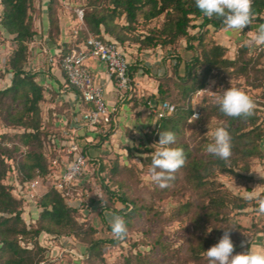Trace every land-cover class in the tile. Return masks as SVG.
Here are the masks:
<instances>
[{
    "label": "rangeland",
    "instance_id": "1",
    "mask_svg": "<svg viewBox=\"0 0 264 264\" xmlns=\"http://www.w3.org/2000/svg\"><path fill=\"white\" fill-rule=\"evenodd\" d=\"M48 3L49 0H32V6L29 10L36 34L28 45L29 55L25 63V69L35 74V80L39 84V75L33 66L36 60L34 59V47L41 48L40 52L44 54V58L48 62V50H43V48L48 49L47 42L57 43L60 41L61 43L56 45L60 49L65 46L72 47L82 42L86 36V30H88L85 23L82 26L77 23V13L79 11L83 13L84 21L85 7L88 0H54V13L58 24V36L55 39L48 32ZM117 22L123 24V17L118 18ZM162 22L163 16L146 23L140 21L137 29L130 33L129 39L126 40L125 50L131 63V74L136 80L134 81V90L126 93V98H129V95L132 94L130 101L126 99L124 102L129 103L128 107L131 110L136 107L138 109L132 111V115L129 117H123L119 126L121 129L116 133L117 135L112 136L115 132V130H112L110 136L106 139L107 141H100L99 136L93 142L87 144L83 142L89 157L95 159L94 162L96 163L101 162L105 166V170L99 175L98 168L95 164H92L89 170L90 172L94 170V174H92L94 184H86L84 190L77 191L82 194V197L94 196L92 202L88 201V207H85L83 216L78 217L79 222L95 227L96 232L93 238H114L111 230L107 227L110 225L109 221L112 215L118 214L112 212V210L102 211L101 206H104L103 203L106 202L118 209L124 207L119 200L109 199L110 193L106 192V184L110 190L121 188L126 196L134 201L140 215L133 218L131 225L127 226L128 234L126 238L118 240L115 245H104L101 255L98 257L87 258L89 256L88 244L74 238L72 244L74 249L77 252H84L85 258L81 261H75L70 257L68 258L67 255L68 261L66 264H126L127 257L135 254L138 250L151 262L150 264H209L205 252L218 243L224 230L229 228L233 229L231 239L235 246L234 254L249 250L253 251L254 247L260 252H264V214H260L258 211V201L264 199L263 159H253L250 162L249 171L246 173L238 170L244 176H232L226 173L216 175V179L222 184L224 193L228 198L241 197L246 200L247 205L237 212V209L229 203L228 208L225 209L227 217L215 221L205 219L200 224L195 222H197V215L201 214V204L206 203L207 198H202L187 183L183 170H179L175 174V179L170 181L169 186L165 188L159 187L150 179L152 155L158 147L155 144L159 140L154 135L149 134L151 129L154 128L156 120L153 115L148 114L147 104L144 103V100L157 91L159 83L168 86L174 96L178 97L180 94L178 84L184 81L186 77V63L194 54L200 53L201 50V46L197 45L196 40L187 41L186 38L179 39L173 45L139 47L133 37L138 34H146L149 28L159 27ZM199 22L200 19L195 21L196 24ZM260 24L264 23L253 22L245 27L242 32L225 31V28L215 29L210 25L190 29V32L195 33L199 29L208 30L204 33V45L210 46L213 43H218L224 46L226 48L225 57L233 60L237 57L240 48L246 45L245 41L251 38L249 33L254 34ZM75 28L79 32L77 40L73 37ZM35 40L41 41V43L36 44ZM189 45H192V48ZM246 46L248 47L246 58L252 59L247 72L229 74L222 71L216 76H212L203 88L197 89L191 95L192 113L198 112L199 119L192 124L188 123V119L183 127L182 134L177 140L187 144L193 153L197 155L208 154L206 147L214 142L211 133L216 128L223 127L226 129V122L212 116L207 109L209 104L215 101V95H222L223 91L229 87L238 88L249 95L254 101L255 107L263 112L264 51H261L255 45ZM14 47L12 35L0 27V89H4L11 84L12 73L7 63ZM57 57L60 58V55ZM42 60L41 57L40 63L43 64L44 61ZM200 71H197L198 76L201 74ZM42 86L44 97L40 102V116L41 129L44 132L43 141L46 142L48 134L57 126L56 122L60 119L58 114H62L69 107L68 103L61 105L56 102L59 94L56 89L52 86ZM198 90H210L216 93L214 95L200 91L201 93L196 94ZM14 107L21 108V105L16 102ZM4 116L5 110L0 109V145L12 147L15 144L17 147L19 146V151L15 152V155L18 156L25 151V148L20 145L18 137L14 134L22 132V129L6 124ZM54 116H56V119H54ZM45 142L42 144V152L49 160L52 154H50L48 144ZM139 142H142L147 148H152V151L144 150L143 146L137 149ZM171 147H175V144ZM56 161V163L52 162L55 164V170L58 171L62 167V161H59V159ZM113 165L116 166L114 171L109 169ZM103 175L106 176L104 182L101 179ZM88 176L85 178L87 179ZM11 179L12 176H6L3 183L10 184ZM257 185H261V187L255 193L254 198L249 201L246 198L245 190L252 191ZM70 198L72 199L71 202L75 204H78V199H80L76 194H72ZM186 203H192L190 211L180 212L179 208ZM26 207L28 211H24L23 215L27 221H32L29 216L37 214V211L33 206L26 205ZM202 239L206 242L209 241L208 247L202 252L199 259L194 260L190 256L189 245L191 243L197 244ZM242 241H245V247H241ZM256 249L254 248V250ZM131 264L135 263L132 261Z\"/></svg>",
    "mask_w": 264,
    "mask_h": 264
},
{
    "label": "trees",
    "instance_id": "2",
    "mask_svg": "<svg viewBox=\"0 0 264 264\" xmlns=\"http://www.w3.org/2000/svg\"><path fill=\"white\" fill-rule=\"evenodd\" d=\"M0 6V27L12 35L15 46L7 63L12 73L11 84L0 89V109L5 110L6 124L22 129V132L14 135L18 137L20 145L25 148V151L17 156L15 152L19 151V146L0 145V263L37 264L44 258L47 250L39 241L42 232L53 236L68 235L85 241L89 247L87 258L98 257L104 245H115L118 240L93 238L96 232L95 227L78 221V217L83 216L85 207H88V201L92 202L94 196L82 197V194L77 191L84 190L86 184H94L92 181L94 170L91 169L92 172L85 173V176L65 190H59L51 184L47 191L36 200L37 216L34 220L27 221L23 215L27 210L26 202L22 196L16 195L14 181L22 188L27 180L36 177L42 182L53 181L57 170L52 161L63 159L62 149L65 145L62 143L65 140L62 137V128L66 123L56 126L48 134L46 142L43 141L40 102L44 97V90L43 86L36 82L35 74L25 69L29 55L28 45L36 34L29 12L32 0H0ZM252 9L253 22L264 23V0H253ZM47 16L48 32L56 39L58 24L54 13V0H49ZM160 16H163V22L159 27H151L146 34L133 37L139 47L173 45L181 38H186L187 41L196 40L197 45L201 46L200 53L194 54L186 63V77L178 84L180 93L178 97L174 96L168 86L159 83L157 91L144 100L146 104L150 100L154 102L172 101L175 110L157 119L149 134L159 140L160 132L172 131L178 139L185 123L192 115L191 95L197 89L203 88L212 76L222 71L229 74L247 72L252 59L246 58L248 50L246 45L242 46L237 57L231 60L225 57L226 48L224 46L218 43L210 46L204 45V33L208 30L199 29L195 33L190 32V29L209 25L215 29L225 28L222 19L216 17L209 19L204 16L196 7L195 0H88L84 23L88 31L95 36L102 40H115L125 50L126 40L129 39L130 33L137 29L140 21L146 23ZM120 17L124 19L123 24L117 22ZM197 19H200L198 24L195 23ZM189 47L192 48V45ZM69 49V46H65L61 52L66 53ZM198 70H201L200 76L197 74ZM126 99L130 101L131 97ZM16 102L21 105V108L14 107ZM207 109L212 116L226 122L225 128L231 136L232 143V155L229 160L224 161L211 154L197 155L187 144L178 142L177 139L175 143V147L182 148L186 156V163L180 170L184 171L187 183L202 198H207V202L201 204V214L197 215L195 223L198 224L205 219L215 221L227 217L225 209L228 208L229 203L237 209V212L247 205L246 200L241 197L231 199L226 196L222 184L216 179L217 174L244 176L241 172L249 171L250 162L253 159H263L264 163V150L261 146L259 147L264 138V109L260 112L255 107L254 114L247 118L224 115L215 101L209 104ZM66 116L68 117V114ZM99 136L100 141H107L110 132H106V135L99 132ZM44 142L48 144L50 154H52L49 160L42 152ZM140 146H143L144 150L152 151V148H147L142 142H139L137 149H140ZM94 161L93 158L88 159L89 167L95 164L99 175L102 174L105 166L101 162ZM109 169L114 171L116 166L113 165ZM6 176L13 178L8 185L3 183ZM86 176H88L87 179ZM101 179L104 182L106 176L103 175ZM105 189L110 193V200L117 199L124 207L118 209L105 202L101 210H112L124 218L126 226L131 225L132 219L140 215L134 201L129 199L121 188L110 190L106 184ZM66 191L79 196L78 205L67 204ZM191 205L192 203L182 204L179 211H190ZM107 228L111 230L110 225ZM208 242L202 239L197 244L191 243L188 248L191 258L199 259L208 247ZM132 261L135 264L151 263L139 250L127 257L125 263L131 264Z\"/></svg>",
    "mask_w": 264,
    "mask_h": 264
},
{
    "label": "built area",
    "instance_id": "3",
    "mask_svg": "<svg viewBox=\"0 0 264 264\" xmlns=\"http://www.w3.org/2000/svg\"><path fill=\"white\" fill-rule=\"evenodd\" d=\"M77 21L80 26L84 25L81 11L77 13ZM86 32L82 42L70 47L66 53H62L60 49L57 53L60 58L55 55L49 56V63L60 64L65 79L64 85L75 91L79 107L75 110L71 120H67L62 128V137L65 140L62 143L65 145L62 149L64 152L62 167L54 174L53 181L42 182L36 177L27 180L23 188L14 181L16 195L22 196L28 206L35 207L36 200L43 192L47 191L51 184L59 190H65L85 176V173H90L88 164L90 157L84 144L80 141L79 128H88L97 136L99 132L106 135V132L115 130L117 106L109 108L105 98V86L88 68V58L98 59L106 65L108 78L116 83L118 91L123 96L134 90L135 80L130 70L131 63L122 46L115 40H102L88 30ZM78 33L75 28L73 30L75 40L78 38ZM199 93L201 92L198 90L196 94ZM174 110L175 105L168 100L147 102V112L153 115L155 120L171 114ZM261 147L264 150V138L261 141ZM56 162L54 161V163ZM65 193L68 205H78L71 202L72 194L69 191ZM36 216L37 214H31L29 217L33 221ZM73 239L68 235L53 236L42 232L39 241L47 250L44 258L37 264H66L69 257L75 261L83 260L84 252H77L74 249Z\"/></svg>",
    "mask_w": 264,
    "mask_h": 264
},
{
    "label": "clouds",
    "instance_id": "4",
    "mask_svg": "<svg viewBox=\"0 0 264 264\" xmlns=\"http://www.w3.org/2000/svg\"><path fill=\"white\" fill-rule=\"evenodd\" d=\"M196 7L200 12L211 19L213 17L222 19L225 31L242 32L245 27L253 23L254 13L252 9L253 0H195ZM250 39L245 41L248 46L255 45L264 51V24H260L256 32L249 33ZM209 92L210 90H199ZM215 103L219 106L220 112L229 117H250L254 114L255 103L244 91L229 87L222 95H215ZM199 119L198 113L189 117L188 123L192 124ZM211 135L214 142L206 147V152L221 160L227 161L232 155V143L229 132L223 127L215 129ZM176 134L172 131L159 133L158 146L152 155L150 165V179L159 187L169 186V182L175 179V174L185 165L186 156L184 150L178 147H171L176 143ZM262 178V177H261ZM257 185L252 191H246V198L251 201L255 193L260 189ZM258 211L264 214V199L258 201ZM110 227L113 237L116 240H123L128 234L124 218L120 215H112ZM229 228L224 230L218 243L211 246L205 253L209 264H264V252H253L251 250L234 254L235 246L231 239ZM209 232L211 230L208 229ZM245 247V241L241 242Z\"/></svg>",
    "mask_w": 264,
    "mask_h": 264
},
{
    "label": "crops",
    "instance_id": "5",
    "mask_svg": "<svg viewBox=\"0 0 264 264\" xmlns=\"http://www.w3.org/2000/svg\"><path fill=\"white\" fill-rule=\"evenodd\" d=\"M35 43L36 44L41 43V41L38 42L35 40ZM59 43L61 42L60 41L57 43H54L52 41L47 42L48 49L43 48V50L44 51L48 50L47 52L48 59H49V56L51 55L57 56V53L60 51V48L56 45H59ZM34 49H35L34 59L36 60L33 63V66L35 70L38 72V75H39L38 79L40 81V84L46 85V86H52L54 89H56L59 92L56 98V102H58L61 105L64 103H68L69 108L67 110H64L62 114L61 113L58 114V116H60V119H58V121L56 122V125L57 126L59 124L62 125L67 120L68 121L71 120L72 115L74 114L75 110H77V108L79 107V104H78L79 102L76 98V93L73 89L64 85L65 79H64V75L62 73L60 64L59 63L51 64L47 62V60H45L44 58V54H41L40 52L41 48L38 46H35ZM41 57L43 58L42 61H44L45 65H43L44 63L43 64L40 63ZM87 66L93 72L96 79L99 82H102L104 84L105 98H106L109 108H111L112 106H117L116 124H115L117 128L115 127V132L112 134V136L117 135L116 133H118L119 130L121 129V127L119 126L121 125V120L123 119V117H129L130 115H132V111H136L138 107L131 110V108L128 107L129 103L127 104L124 102L126 98V94H124L123 96L122 93L118 91L116 83L113 80H110L108 78L107 73H106V65L102 61H99L98 59L90 57L87 60ZM134 80H136L135 77H134ZM131 96L132 94L129 95V97ZM69 109L71 110L70 112H69ZM67 114H68V117L66 116ZM78 131H79L78 133H79L81 143L84 142L85 144H87L89 142H93L94 139L98 137L97 135H95L94 132L90 131L88 128H79ZM254 248L256 249V247ZM254 248H253V252H260V250H257V249L254 250Z\"/></svg>",
    "mask_w": 264,
    "mask_h": 264
}]
</instances>
